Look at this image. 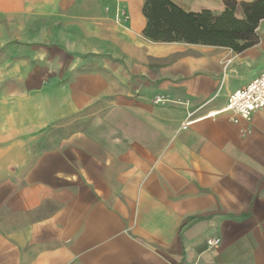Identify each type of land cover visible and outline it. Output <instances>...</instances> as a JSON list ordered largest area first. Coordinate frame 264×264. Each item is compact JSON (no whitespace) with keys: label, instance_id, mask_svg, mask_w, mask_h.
<instances>
[{"label":"crops","instance_id":"crops-1","mask_svg":"<svg viewBox=\"0 0 264 264\" xmlns=\"http://www.w3.org/2000/svg\"><path fill=\"white\" fill-rule=\"evenodd\" d=\"M146 1L0 0V264H264V111H224L264 19L241 52L154 42Z\"/></svg>","mask_w":264,"mask_h":264},{"label":"trees","instance_id":"trees-1","mask_svg":"<svg viewBox=\"0 0 264 264\" xmlns=\"http://www.w3.org/2000/svg\"><path fill=\"white\" fill-rule=\"evenodd\" d=\"M227 10L220 16L211 12L188 13L170 0H147L143 9L148 24L146 38L154 42L209 45L231 48L241 52L257 43L255 34L258 22L264 19V0L247 9V20L233 17L234 5L228 0ZM239 41H246L240 47Z\"/></svg>","mask_w":264,"mask_h":264},{"label":"built area","instance_id":"built-area-1","mask_svg":"<svg viewBox=\"0 0 264 264\" xmlns=\"http://www.w3.org/2000/svg\"><path fill=\"white\" fill-rule=\"evenodd\" d=\"M224 111L232 114L234 123L249 122L255 113L264 111V72L246 88L233 93Z\"/></svg>","mask_w":264,"mask_h":264}]
</instances>
